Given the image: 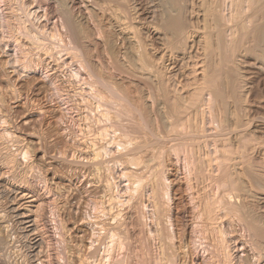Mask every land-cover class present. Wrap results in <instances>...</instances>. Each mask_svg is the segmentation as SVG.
<instances>
[{
	"label": "rangeland",
	"instance_id": "rangeland-1",
	"mask_svg": "<svg viewBox=\"0 0 264 264\" xmlns=\"http://www.w3.org/2000/svg\"><path fill=\"white\" fill-rule=\"evenodd\" d=\"M0 264H264V0H0Z\"/></svg>",
	"mask_w": 264,
	"mask_h": 264
},
{
	"label": "bare ground",
	"instance_id": "bare-ground-1",
	"mask_svg": "<svg viewBox=\"0 0 264 264\" xmlns=\"http://www.w3.org/2000/svg\"><path fill=\"white\" fill-rule=\"evenodd\" d=\"M22 197V196H21ZM20 198V197H19ZM205 200H206V198H205ZM214 200V199H213ZM217 201V200H216ZM155 202V201H154ZM211 202V201H210ZM208 203V202H207ZM214 203V202H213ZM210 204V203H209ZM217 204V203H216ZM216 206V205H215ZM207 207V206H206ZM209 207H210V205H209ZM156 208V207H155ZM216 208H218V207H216ZM213 210V209H212ZM216 211H217V209H216ZM216 213V212H215ZM21 214V213H20ZM210 215V214H209ZM214 216V215H213ZM20 217H22V218H24V220H22L23 221V223L26 225L25 227L26 228H28V229H32V227H33V223H32V220L29 218L30 216L28 215V214H24V213H22L21 214V216ZM157 219V218H156ZM21 223V222H20ZM25 228V229H26ZM34 228V227H33ZM158 231V230H157ZM157 233V232H156ZM161 257V256H160ZM158 263V262H157Z\"/></svg>",
	"mask_w": 264,
	"mask_h": 264
}]
</instances>
